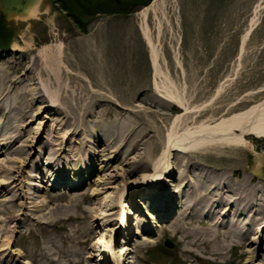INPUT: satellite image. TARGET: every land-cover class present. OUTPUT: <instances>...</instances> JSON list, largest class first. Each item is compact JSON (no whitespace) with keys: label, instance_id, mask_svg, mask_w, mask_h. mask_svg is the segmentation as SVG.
<instances>
[{"label":"rangeland","instance_id":"1","mask_svg":"<svg viewBox=\"0 0 264 264\" xmlns=\"http://www.w3.org/2000/svg\"><path fill=\"white\" fill-rule=\"evenodd\" d=\"M118 4L124 11L80 14V24L54 0H39L35 17L1 18L9 35L5 40L0 37L4 42L0 82L6 73L17 76L24 67L37 75L39 49L47 45L50 53L57 54L55 47L60 45L68 78L80 77L95 95L96 110L103 113L92 119L91 128L113 132L115 121L124 124L107 150L92 152L101 145L95 136L84 135L94 140L81 151L80 135L63 126L62 114L72 112L57 114L50 104L45 106L46 101L30 105L20 123L26 132L17 142L24 143V152H0L1 164L11 169L7 175L0 172V181L8 176L12 180L0 202L11 197L15 205V217L8 222L11 230L1 236L10 264H112L120 246L130 248L122 264H243L246 254L235 244H229L221 259L181 253L177 237L163 228L171 215H148L154 210L141 192L149 195L154 187L145 191L139 185L153 172L170 128L181 132L201 123L214 124L264 99V0H119ZM142 25L155 45L154 61ZM37 80L42 84L50 78L42 74ZM24 84L11 86L2 105L19 99ZM74 86L79 91L76 82ZM169 94L181 106L161 96ZM259 117L264 123V112ZM8 118L9 114L0 117V125ZM127 127L131 132L123 140ZM245 137L244 145L206 146L189 151L183 159L197 170L215 169L232 180L251 174L262 180L264 137L251 133ZM130 139L137 141L136 149L123 157ZM45 140L50 145L43 150ZM49 157L59 160L49 166L44 162ZM56 166L64 171L63 185L53 186L54 174H46ZM26 191H32L33 198ZM50 195H62L60 206L49 201ZM41 200L48 203L42 211L51 210L44 215L33 205ZM68 214L70 218H63ZM87 229L93 234L84 245L66 238L67 233L76 236ZM166 237L173 242L171 247L164 245Z\"/></svg>","mask_w":264,"mask_h":264},{"label":"bare ground","instance_id":"2","mask_svg":"<svg viewBox=\"0 0 264 264\" xmlns=\"http://www.w3.org/2000/svg\"><path fill=\"white\" fill-rule=\"evenodd\" d=\"M145 8L142 9L143 14ZM29 14L33 17L36 16V5L30 9ZM142 34L154 61L156 59L155 45L146 25H142ZM47 47L44 45L39 49L37 75L30 68L24 67L17 76H10L9 73H6V80L0 82V117H6L9 114L7 120L10 121L4 126L0 125V146L3 148L0 149V152L7 154L24 152V143L17 144L26 132L25 127L20 123L26 119L31 108L30 105L38 100L46 101L45 106L47 103L50 104L57 110V114L64 113L65 110L72 112V116L68 115L66 111L64 114L61 113L64 117L63 126L68 128L69 133L80 135L79 148L82 149L81 151L87 150L89 142H93L94 139L101 145V148L97 147L92 152L99 153L97 150H107L113 146L119 130L124 125H122L123 122L115 121L113 132L112 130L105 132L102 129L98 132V128H91L92 119H98V116L103 114L96 110L98 106L94 93L86 88L80 77L68 78L71 75L63 66L60 45L55 47L57 54L50 53L49 47ZM42 74H45L47 79L50 78L48 83L42 82L41 84L37 80ZM24 81L26 84L20 90L19 99L9 100L5 105H2V99L9 94L10 87ZM74 82L79 85V91L76 90ZM27 84L33 87H27ZM161 96L175 105L181 106L182 102L175 95ZM105 109H108L107 106ZM262 112H264V99L241 112L222 118L214 124L201 123L192 128H184L181 132L175 131V129L172 131L173 128H170V132L167 133L165 145L155 160L153 172L145 178V183L139 187L145 191L154 187L149 195V191L141 192V194H145L146 199L149 200L150 208L156 213L149 210L148 215L154 218L156 215L160 218L167 214L171 215V218L163 223V228L177 237L181 253H191L193 256L204 253L215 260L222 258V254L229 244H235L242 246L241 252L246 254L243 264H264V179L257 180L251 174L242 175L237 180H232L223 172L215 169L204 170L203 167H199L197 170L190 161L183 159L189 151L205 149L206 146L244 145L247 142L245 134L251 133L264 137V123L259 120V114ZM123 132L122 138L126 140L131 132L130 127L125 128ZM120 133L122 136L123 133ZM84 135L96 138L91 140ZM130 141V146L123 157H127L131 151L136 149L137 141L132 139ZM49 145L50 142L45 140L41 148L44 150V147ZM172 149L175 151L170 159ZM37 151L38 153L42 152L40 148ZM116 153L118 152L116 151ZM55 160L57 163L59 158L49 157L44 162L50 166ZM70 160L72 159L69 158L67 162ZM138 164L141 165L142 162ZM0 165H2L1 161ZM2 166L0 172H4L5 175L11 172L10 168ZM93 166H90L91 169ZM46 174H54L53 186L65 184L63 182L64 171L59 167L56 166L52 172L47 171ZM10 178L8 176L6 181H0V194L10 190L9 185L12 181ZM56 178L60 181L59 183H56ZM75 184L77 183L72 185ZM26 192L28 193L27 197L33 198L32 191ZM128 195L132 201V195L130 193ZM62 198V195H50L49 201L55 206H60L58 203ZM1 200L3 201L0 202V260L2 264H10L12 260L8 257L7 246L4 245V237L1 239V236L11 230L8 222L15 217L13 211L15 205L11 197ZM33 205L36 206V210L41 211L42 215L45 214V211L46 213L51 211L50 209L42 211L48 206V203L43 200L39 205ZM89 213L90 211H85V214ZM174 214L177 216L174 217ZM63 218H70V214ZM125 222L128 223V221ZM135 232H140V230L136 229ZM92 234L93 230L87 229L76 236L67 233L66 238L84 245ZM149 240L151 241V239ZM128 249H130L128 246H120L118 254L111 258L112 264L124 263L121 258L128 252ZM47 254L44 252L45 257H48ZM258 258L261 260L255 262L254 260Z\"/></svg>","mask_w":264,"mask_h":264},{"label":"trees","instance_id":"3","mask_svg":"<svg viewBox=\"0 0 264 264\" xmlns=\"http://www.w3.org/2000/svg\"><path fill=\"white\" fill-rule=\"evenodd\" d=\"M60 4V7L65 9L68 13H70L76 22L78 24L81 23V17L80 14H93L98 12H115V11H124L122 8H120L118 4L119 0H112L116 4L115 6H111L110 2L108 0H54ZM147 2V1H146ZM144 1L142 4H146ZM0 37H2L5 40V36L9 35V32L6 27H4L5 24L2 23L1 17H0ZM85 29H82V31ZM4 42H0V45H2Z\"/></svg>","mask_w":264,"mask_h":264},{"label":"water","instance_id":"4","mask_svg":"<svg viewBox=\"0 0 264 264\" xmlns=\"http://www.w3.org/2000/svg\"><path fill=\"white\" fill-rule=\"evenodd\" d=\"M39 0H0V16L5 21L14 18H25L30 16V9L38 3ZM164 245L171 247L173 242L166 237Z\"/></svg>","mask_w":264,"mask_h":264}]
</instances>
